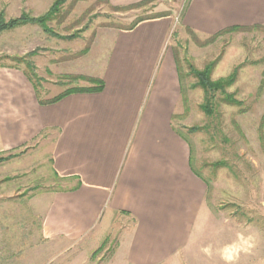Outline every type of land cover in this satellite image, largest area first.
I'll return each instance as SVG.
<instances>
[{
  "label": "rangeland",
  "instance_id": "obj_1",
  "mask_svg": "<svg viewBox=\"0 0 264 264\" xmlns=\"http://www.w3.org/2000/svg\"><path fill=\"white\" fill-rule=\"evenodd\" d=\"M56 1L0 0L5 24L25 16L23 24L0 32V67L28 75L43 101L66 90L95 88L113 30L140 19L176 17L167 40L180 79L174 125L191 148L193 170L207 184L201 218L181 264H264V27L194 34L179 24L188 0H65L53 18L34 23ZM140 2L145 3L128 9ZM211 64L212 81L237 72L225 92L241 106L222 103L223 93L215 91L208 116L191 69ZM8 155L13 158L0 163V264H104L113 238L101 255L89 259L82 256L97 242L65 247L42 237L50 194L69 188L52 172L50 138L45 134L9 151L0 146V158ZM122 227L127 225L119 223ZM111 228L103 225L97 232Z\"/></svg>",
  "mask_w": 264,
  "mask_h": 264
},
{
  "label": "crops",
  "instance_id": "obj_2",
  "mask_svg": "<svg viewBox=\"0 0 264 264\" xmlns=\"http://www.w3.org/2000/svg\"><path fill=\"white\" fill-rule=\"evenodd\" d=\"M174 19L158 16L113 30L103 70L94 76L103 83L97 92L40 105L21 70L0 67V146L15 150L46 134L52 172L69 185L48 198L45 241L97 242L82 256L90 259L113 238L104 264H181L207 184L174 125L181 93L167 49ZM179 24L200 36L264 27V0H188ZM119 223L127 225L122 233ZM103 225L112 226L109 233L97 232Z\"/></svg>",
  "mask_w": 264,
  "mask_h": 264
},
{
  "label": "trees",
  "instance_id": "obj_3",
  "mask_svg": "<svg viewBox=\"0 0 264 264\" xmlns=\"http://www.w3.org/2000/svg\"><path fill=\"white\" fill-rule=\"evenodd\" d=\"M64 2H65V0H57L53 4L50 12L47 15H45V16L37 19L36 21H34V23L42 25V23L45 22L46 20L47 21L50 20L52 15H53V13L54 12H58L59 9L61 8V6L64 4ZM144 3L145 2H140V3L136 4V5L131 6L128 9H135L137 7H141L142 5H144ZM146 19H148V18H146ZM144 20L145 19H140V20L134 22L132 25H130L125 30L133 29L138 23H140L141 21H144ZM24 21H25L24 14H23V16H21V18L19 20L11 21L8 24H5L3 19L0 17V32H2L3 30H6V29L14 28V27H16L18 25H21V24L24 23ZM255 26H257V25H255ZM255 26H251V27H232V28H229V29H227L225 31L220 32L219 34H222L224 32H228V31H231V30L254 28ZM219 34H217V35H219ZM212 68H213V64L206 66L202 71H196V70L191 69V72H192L193 76L197 79V85L204 91L205 104L203 106H201V110L208 116L213 114V109H212V106H211L212 105L211 104V99H213V97H214L213 95H214L215 91H221L223 93L224 97L221 99L222 103L230 105V106H241V102L236 100L233 95L227 94L225 92V89L231 87L235 83L236 77H237V72L233 71L232 74H230L228 77H226L224 79H219V80H216V81H212L210 79ZM25 76L27 77L29 82L32 83V80L28 77V75L25 74ZM97 82L99 84L95 88L66 90V91L62 92L61 94L57 95L56 97H54V98H52L50 100H46V101L41 100L39 98V96H38V91L34 87L33 88H34L35 95H36V98L38 100V103L40 105H46V104L55 103V102L59 101L60 99H62L63 97H65V96H67L69 94H72V93H83V92H97V91H100L102 89V87H103V83L100 82V81H97ZM12 158H13V156H11V155H8L7 157H4V158H0V163L4 162V161H7V160H10Z\"/></svg>",
  "mask_w": 264,
  "mask_h": 264
}]
</instances>
